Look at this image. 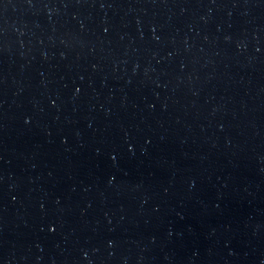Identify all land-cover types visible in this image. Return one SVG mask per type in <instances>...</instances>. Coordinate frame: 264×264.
I'll return each instance as SVG.
<instances>
[{
	"label": "water",
	"instance_id": "water-1",
	"mask_svg": "<svg viewBox=\"0 0 264 264\" xmlns=\"http://www.w3.org/2000/svg\"><path fill=\"white\" fill-rule=\"evenodd\" d=\"M0 264H264V0H0Z\"/></svg>",
	"mask_w": 264,
	"mask_h": 264
}]
</instances>
